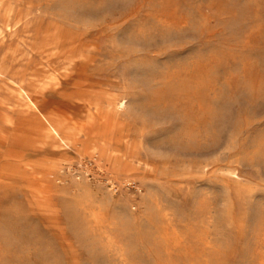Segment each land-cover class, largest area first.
Wrapping results in <instances>:
<instances>
[{
	"label": "rangeland",
	"instance_id": "1",
	"mask_svg": "<svg viewBox=\"0 0 264 264\" xmlns=\"http://www.w3.org/2000/svg\"><path fill=\"white\" fill-rule=\"evenodd\" d=\"M0 264H264V0H0Z\"/></svg>",
	"mask_w": 264,
	"mask_h": 264
},
{
	"label": "bare ground",
	"instance_id": "2",
	"mask_svg": "<svg viewBox=\"0 0 264 264\" xmlns=\"http://www.w3.org/2000/svg\"><path fill=\"white\" fill-rule=\"evenodd\" d=\"M47 120H48V126L46 127V129L49 131H55V123L57 120H53L48 115H47Z\"/></svg>",
	"mask_w": 264,
	"mask_h": 264
}]
</instances>
